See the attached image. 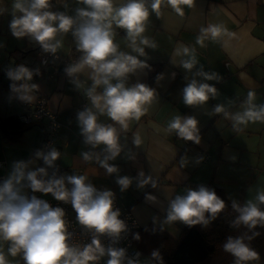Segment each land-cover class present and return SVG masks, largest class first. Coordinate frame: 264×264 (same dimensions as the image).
Instances as JSON below:
<instances>
[{
  "label": "crops",
  "instance_id": "obj_1",
  "mask_svg": "<svg viewBox=\"0 0 264 264\" xmlns=\"http://www.w3.org/2000/svg\"><path fill=\"white\" fill-rule=\"evenodd\" d=\"M16 2L0 0V118L18 117L30 109L37 96L46 98L47 107L57 115L60 124L56 135L61 148L59 169L52 177L86 176V183L101 192L111 191L122 207L130 208L139 223L138 228L158 227L174 239H178L185 222L167 221L171 201L210 180L224 189L231 203L244 207L251 201L259 206L257 197L264 193V121L237 125L233 117L249 106V92L254 93L252 105L264 106V0H193L190 7L181 6L183 16L178 15L167 0L161 4L157 16L151 9V0H146L149 17L135 46L126 29L113 23L117 54L132 55L145 65L121 78L125 87L144 84L154 90L151 103L144 105L146 113L139 120L129 119L126 129L106 112L102 114L91 97L84 108L80 107L86 93L93 88L92 68L84 66L71 75L67 71L84 56L73 33L83 22L78 9L88 6L82 0H49L48 8L42 11L62 13L74 20L68 32L58 31L49 41L58 42L53 52L45 50L31 35H13L11 22L14 16L22 15L14 8ZM30 2L23 0L25 7ZM112 2L115 9L128 0ZM211 25H219L227 31H222L215 40L209 34L202 47L197 38L203 35L202 28ZM143 38L155 47L141 44ZM134 47L143 48L144 54ZM185 47L189 49L188 55L183 53ZM38 50L53 52L59 59L51 60L44 67L36 58ZM193 55L195 65L190 70L185 69L183 62ZM71 58L75 61L64 62ZM19 66L26 67L32 78L10 79L7 73ZM202 73H214L217 78L208 80ZM193 80L198 85L213 86L215 96L209 93L205 103L186 105L183 90ZM104 89V85L96 86L92 95L102 96ZM217 106L223 107V111L217 113ZM87 109L96 114L98 124L116 129L120 151L115 158H110L107 145L93 147L86 143L78 116ZM177 116L196 119L199 143L180 138L175 130H167ZM43 129L44 124L35 123L23 130L16 140H10L0 124V161L4 163L6 178L19 161L27 165L26 173L36 170L37 147ZM83 153H88L90 159L85 160ZM105 160L116 169L114 172L109 173L101 165ZM123 177L131 182L122 191L117 181ZM148 177H151L150 182L141 187V181ZM21 184L24 190L20 189V193L25 194L27 180ZM65 185L69 190L72 187L67 180ZM138 228L132 231V236L143 243L137 246L134 241L142 252L139 264H157L151 255L155 239H148ZM11 243L0 239V252L7 264H17L23 252L10 255Z\"/></svg>",
  "mask_w": 264,
  "mask_h": 264
},
{
  "label": "clouds",
  "instance_id": "obj_2",
  "mask_svg": "<svg viewBox=\"0 0 264 264\" xmlns=\"http://www.w3.org/2000/svg\"><path fill=\"white\" fill-rule=\"evenodd\" d=\"M164 0H151V9L160 15L161 4ZM87 5V9H78V15L82 23L73 33L78 41V48L84 53L81 62L70 67L67 71L69 75L80 71L84 66L93 69V88L89 90L93 105L103 114L118 122L125 129L129 119L139 120L147 109L144 107L150 104L154 97V90L144 84H136L126 88L122 79L138 67H144V63L136 57L125 53L117 54V46L113 42L112 25L126 29L128 38L133 46L136 40L145 31V22L149 17V9L146 7V0H128V3L113 8L112 0H82ZM167 4L180 16L184 15L182 5L191 6L193 0H167ZM49 6V0H31L28 7H25L23 0H17L14 8L22 15L14 16L11 22V30L16 37L31 35L38 41L45 50L55 52L59 46L49 43L53 40L58 31L68 32L74 20L64 14H56L49 11H42ZM90 9V10H89ZM55 22H58L56 24ZM226 32L219 25H211L202 28L203 35L197 38V43L202 47L204 40L210 34L215 40ZM141 44L149 45L147 38L140 40ZM155 47V44H150ZM141 55L143 48L134 47ZM194 51V50H193ZM185 55L189 54V49H183ZM109 56L114 57L108 59ZM196 63L195 56L183 62L185 69H191ZM206 79H216L213 73L209 75L202 73ZM12 80L31 79L32 73L24 66L10 70L7 73ZM117 79L119 82L112 84L110 81ZM104 85L102 96L92 95L95 87ZM15 90V85L12 86ZM35 87V85H33ZM184 103L186 105L203 104L209 99V93L213 96L216 89L209 84H197L193 80L184 88ZM248 107L243 113H237L233 119L237 125L247 124L249 121H264V106L258 108L252 105L254 93L249 92ZM24 98V97H22ZM102 101V103H101ZM217 113L223 111V107L217 106ZM79 123L86 143L93 147L104 144L111 153L110 158H115L119 154L118 137L116 129L111 126H103L97 123L96 114L91 109L79 113ZM197 121L194 118L182 119L175 117L168 125V131L175 130L177 135L185 140L199 143ZM139 143V139L136 140ZM60 153L52 149L47 154L37 152V157L42 158L48 166H53L54 161L59 158ZM84 159H90L88 153H83ZM101 165L109 173L116 169L107 164L106 160L101 161ZM27 165L23 161L16 162L13 173L0 186V239L11 241L8 251L10 255L16 256L18 252H23L26 264H90L95 262L100 256L105 254V249L101 246L98 238H93L92 244L80 250L69 247L66 243L68 234L64 220V210L61 207H52L46 200L39 199L35 195L29 198L20 194L21 182L27 180L28 187L33 192H40L45 195L51 194L57 201L70 202L77 214L78 222L89 229H95L97 234H108L118 237L125 229V224L118 217V210H113V193L111 191H98L92 184L86 183V176L69 175L44 180L38 177L47 176L45 168H38L36 171L25 172ZM143 176V173L140 174ZM65 180L72 187L69 190L65 185ZM151 177L141 181V187L149 183ZM121 190L126 189L130 180L128 177L118 179ZM155 187V184H153ZM260 203H264V193L257 197ZM225 207L224 201L220 199L215 191H210L206 187L199 190H188L187 195L177 196L171 201L167 215V221H183L189 225L207 223L205 213L211 214L215 219L216 215ZM234 208L240 212L235 221L236 224L243 223L248 227H255L258 223L264 224V211H261L257 204L251 201L239 208L233 204ZM224 250L235 256L236 264L254 260L257 253L250 249L242 239L228 238L224 245ZM123 249H108L111 257L108 264H121L124 257ZM153 256L158 253L153 252ZM0 264H7L5 257L0 252ZM132 264V262H130Z\"/></svg>",
  "mask_w": 264,
  "mask_h": 264
},
{
  "label": "trees",
  "instance_id": "obj_3",
  "mask_svg": "<svg viewBox=\"0 0 264 264\" xmlns=\"http://www.w3.org/2000/svg\"><path fill=\"white\" fill-rule=\"evenodd\" d=\"M0 124L5 134L10 140H16L17 136L26 128L35 123L24 124L18 121L15 116L0 118ZM41 141V139H40ZM39 141V143H40ZM39 146V144H38ZM38 150V147H37ZM206 187L210 191H215L217 196L224 201L225 207L213 219L211 214L206 212L205 223L189 225L185 223L182 227L178 239H174L169 233L158 227H141L137 231H143L148 239H155L151 255L153 252L158 256H153L157 264H236V257L224 250V245L228 238H240L252 250L257 253V258L242 264H255L264 262V224L258 223L255 227L236 224L235 221L240 215L237 208L228 199L224 189L218 186L214 180L206 184L198 185ZM243 208L241 205H237ZM259 209L264 211V203L259 204ZM135 231V230H134ZM137 246H141L139 239L132 236Z\"/></svg>",
  "mask_w": 264,
  "mask_h": 264
},
{
  "label": "built area",
  "instance_id": "obj_4",
  "mask_svg": "<svg viewBox=\"0 0 264 264\" xmlns=\"http://www.w3.org/2000/svg\"><path fill=\"white\" fill-rule=\"evenodd\" d=\"M36 58L44 67L48 66L51 60L59 59L57 54L50 51L44 52L41 50L36 52ZM74 61V58L64 60L65 63H72ZM90 97L91 95L86 93L85 100L81 103L80 107L84 108ZM17 119L24 124H44L43 136L39 143L37 152H43L47 154L52 149L57 150L59 153L61 152V148L56 141V135L60 124L58 122L57 115L47 107V100L45 97L37 96L34 102L31 103L30 109L24 113H21ZM41 167L46 169L47 176L38 177V179H51L50 177H52L54 172L59 169V158L54 161L53 166H48L44 163L42 158H37L36 170ZM3 168L4 163L0 161V186H3V183L7 180L3 172ZM20 194L26 195L29 198L35 195L39 199L46 200L52 207H61L64 210V220L66 224V232L68 234V240L66 243L69 245V247L83 250L85 246L92 244L93 238H98L100 240L101 246L105 249V254L100 256L97 261L90 262V264H108L109 259H111V257L108 255L109 248L124 250L125 254L121 260V264H130V262H132V264H139L142 257V252L135 245L132 238V231L139 227V223L130 208L122 207L115 198H113V210L119 211L120 215L118 218L125 224V229L119 234L118 237L110 236L106 233L97 234L95 229H89L86 226L81 225L76 218L77 214L70 202L57 201L52 197L51 194L45 195L40 192H33L28 186L27 192L25 194ZM17 264H26L23 258V253L19 263Z\"/></svg>",
  "mask_w": 264,
  "mask_h": 264
},
{
  "label": "rangeland",
  "instance_id": "obj_5",
  "mask_svg": "<svg viewBox=\"0 0 264 264\" xmlns=\"http://www.w3.org/2000/svg\"><path fill=\"white\" fill-rule=\"evenodd\" d=\"M8 177H7V179L9 178V176L10 175H7ZM27 185H28V182H27ZM19 187H20V189H22V191L24 190V187H23V185L21 184V185H19ZM21 192V191H20ZM27 192V187H26V191H25V193Z\"/></svg>",
  "mask_w": 264,
  "mask_h": 264
},
{
  "label": "water",
  "instance_id": "obj_6",
  "mask_svg": "<svg viewBox=\"0 0 264 264\" xmlns=\"http://www.w3.org/2000/svg\"><path fill=\"white\" fill-rule=\"evenodd\" d=\"M63 67V69H64V71H66V67L65 66H62ZM49 68H54V67H52V66H50ZM54 70V69H53ZM47 71H49V69L47 70ZM60 71V70H59Z\"/></svg>",
  "mask_w": 264,
  "mask_h": 264
}]
</instances>
